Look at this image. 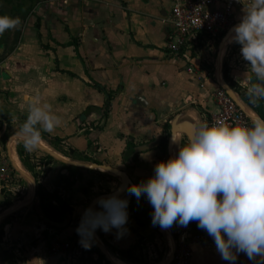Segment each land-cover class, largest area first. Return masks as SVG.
Instances as JSON below:
<instances>
[{"label":"crops","instance_id":"0c3cea01","mask_svg":"<svg viewBox=\"0 0 264 264\" xmlns=\"http://www.w3.org/2000/svg\"><path fill=\"white\" fill-rule=\"evenodd\" d=\"M38 3L17 33H12V48L0 63V170L8 157L5 135L25 120L34 97L48 103L60 117L61 125L52 133H45L61 140L59 149L47 142L67 156L65 159L115 168L125 165L133 171L138 160L145 164L154 162V155L161 150L158 147L162 130L170 128L177 115L182 118L186 113L196 114L199 126L203 115L216 112L215 92L219 84L215 72L213 75L209 70L216 71L217 63L222 72L226 64L230 76L246 90L253 84L251 73L234 69L235 43L228 46L223 57L219 48L211 44L183 48L178 53L170 49L169 44L177 41L175 29L168 21L171 0ZM248 5L244 1L235 6L239 22ZM5 41L0 39V45ZM107 96L112 99L108 114L102 118ZM144 144H153L154 148L131 159L134 148ZM55 159L52 157L51 169L42 185L50 192L58 189L61 194L69 176L62 173L60 163L65 162ZM126 173L131 179V173ZM1 183L0 179V229L4 231L0 264H69L65 252L55 253L51 246L55 241L74 240L77 227L73 222L81 220L89 205L73 210L72 222L66 229L37 226L32 220L14 222L6 211L20 201L6 205V186ZM173 228L178 241L192 250L190 264H264V259L249 260L243 252L235 262L226 261L209 235L195 238L189 225L173 224ZM97 236L113 252V248L133 247L143 233L138 230L126 246L118 245L112 231L104 232L103 239L98 232Z\"/></svg>","mask_w":264,"mask_h":264},{"label":"clouds","instance_id":"9594fccd","mask_svg":"<svg viewBox=\"0 0 264 264\" xmlns=\"http://www.w3.org/2000/svg\"><path fill=\"white\" fill-rule=\"evenodd\" d=\"M20 22L19 17L0 15V36ZM227 43L240 45V55L257 81L247 89L250 102L264 100V0H251ZM60 125L51 106L34 97L11 140L33 151L40 146L42 132L52 133ZM185 135H171L178 153L158 162L154 174L130 184L127 193L147 199L153 209L151 222L161 229L195 221L226 261L235 262L241 252L249 260L264 259V117L201 124L181 144ZM97 204L85 209L76 229L85 249L92 247L97 229H116L118 238L127 231L128 199L113 194Z\"/></svg>","mask_w":264,"mask_h":264},{"label":"rangeland","instance_id":"374dc122","mask_svg":"<svg viewBox=\"0 0 264 264\" xmlns=\"http://www.w3.org/2000/svg\"><path fill=\"white\" fill-rule=\"evenodd\" d=\"M230 45V44H229ZM240 45L235 44L233 47V54L234 59L233 66L235 70H238L240 72L244 73H251V82L255 83V77L254 74L251 72L250 67L248 66V62L244 61L240 55ZM225 50V54L227 52V49ZM210 68H212L210 66ZM209 72L214 75V70L210 69ZM223 73V72H222ZM222 79L224 78V75H221ZM242 91H245L246 89L241 86ZM237 96L241 100V102L249 109L253 106L251 103L247 102L239 92H237ZM186 110H182L181 112H185ZM180 112V113H181ZM256 113V111H255ZM196 118V114H193ZM256 115H258L256 113ZM198 120V119H197ZM169 130V131H168ZM15 133V131H9L5 135V141L4 144L7 145V143L11 140L12 135ZM162 137L166 138L168 141V138L170 137V128L167 129V127L162 130ZM187 139V136H184V139H182V143H184ZM14 141V139H13ZM16 141L17 144V151L20 148H23V145L21 142ZM19 154V153H18ZM24 154L25 159L29 161L31 165L34 167L35 174L30 171L23 163V165L27 168V170L30 173L29 179L24 177L18 170L15 169V167L12 164V161L8 155L6 157L7 163L4 165V168L0 170L1 173L5 176H0L1 182L6 186L3 190V195L6 198L17 199L16 202L21 201L25 198L27 190H28V180H32L33 182L36 181V179L39 180L41 184H43V181L45 182V177L49 173V170L51 169V163L53 160H51L50 157H48V154L45 152L44 149H42L40 146L33 150V151H27L24 148ZM67 157V156H66ZM64 155V158H66ZM171 155L169 156L168 150L166 152H163L160 150L157 154L154 155V162H150L149 164H145L143 162H136L135 166L133 167L134 170L130 171V168H127L125 165H119L117 168L130 172L132 176L131 179L134 183H139L142 180H146L149 177H151L154 174V167L155 165L162 161L167 160ZM69 158V157H68ZM79 158V156H78ZM82 160H86L87 157H81ZM21 159V158H20ZM70 159V158H69ZM56 160V159H55ZM87 162V161H84ZM102 162V161H101ZM58 163H60L58 161ZM88 163V162H87ZM93 161H89L88 164H93ZM61 169L63 170V175L68 174L69 178L67 180V183L63 186L66 188L61 189V198L64 200L66 205L71 206L73 210L81 205L88 207V205L91 204V202L103 195V194H109L117 190L119 187L120 182L117 181L111 174H109L106 171H102L100 169H87L85 167H76L72 164H62ZM36 175V176H35ZM1 183V184H2ZM121 198H126L129 201L128 204V211L131 210L133 205H136L137 203H141L142 205H146L151 207V205L148 203L147 199L145 197H141L139 200L136 199L135 196L129 195L127 191L123 193V195L120 196ZM15 203V202H14ZM12 203V204H14ZM40 207V199L39 197H34L32 204L29 206L12 212L11 216L8 215L10 221L18 222V221H31L35 222L37 226H46V224L39 218L37 214V209ZM99 205L96 206L98 208ZM152 208V207H151ZM130 215V212H128ZM81 220H77L73 222L75 227L79 226ZM133 225V226H132ZM127 228V231L124 233L123 236L117 237L116 233L117 230L113 229L112 233L118 240L119 246H126L130 245L132 243V237L135 236V233L137 234L138 230H141L143 233V238L139 241L138 249L136 250V257L142 262V264H158L160 261H162L165 257L167 247H169L168 241H167V233L162 231V229L158 225L151 224L146 229H140L136 224L134 220H128L127 224L125 226ZM132 231H135L133 233ZM169 232L171 235H173L174 243H179L177 234L175 233V229L173 226L169 228ZM77 234V231H76ZM78 235V234H77ZM97 236V232L95 233ZM176 238H175V237ZM98 237V236H97ZM75 239H79V236H76ZM95 242H93V245ZM105 247L109 248L107 243H103ZM3 247V246H2ZM3 249H1L2 252ZM10 257V255H9ZM16 258L22 259V256H14ZM98 257V254L96 255ZM12 260H10L11 262ZM16 262V261H15ZM14 262V264H15ZM12 264V263H10Z\"/></svg>","mask_w":264,"mask_h":264},{"label":"built area","instance_id":"2783aa9c","mask_svg":"<svg viewBox=\"0 0 264 264\" xmlns=\"http://www.w3.org/2000/svg\"><path fill=\"white\" fill-rule=\"evenodd\" d=\"M251 0H171L168 17L175 29L177 41L169 44L170 49L178 53L186 48H199L202 44H211L219 48L232 27L239 23L235 17V6ZM236 92V91H235ZM237 94V93H236ZM217 110L210 116H202L201 124L214 121L226 123H246L251 115L219 85L215 92ZM5 176V173L1 175ZM76 238V237H75ZM66 243L53 242L51 250L65 252L69 264H78L82 255L79 239ZM199 238V236H195ZM192 250L185 243H176L171 264H190Z\"/></svg>","mask_w":264,"mask_h":264},{"label":"trees","instance_id":"16d2710c","mask_svg":"<svg viewBox=\"0 0 264 264\" xmlns=\"http://www.w3.org/2000/svg\"><path fill=\"white\" fill-rule=\"evenodd\" d=\"M39 0H19L18 2V10L20 13V16H22L24 19L28 16V14L31 12V10L34 9L35 5L38 3ZM224 78L225 80L230 84V86L237 92L241 94V96L249 103L250 99L247 95V90L242 91L241 86L230 76L229 74V68L225 64L224 70H223ZM111 97L107 96L106 101L102 107L103 113L102 118L106 117L109 111V106L111 103ZM252 104V103H251ZM253 109L260 115L261 117H264V100L258 101L256 104H252ZM166 126H169L167 124ZM42 139L48 141L51 145L55 146L56 148H60V142L61 140L57 137H52L51 135L42 132ZM168 141L166 138H163L159 149H161L163 152H166L167 150ZM130 151L133 150L132 145L129 146ZM19 156L21 158L22 163L35 174V169L33 165L29 163L27 159H25L24 154V147L18 149ZM52 159L50 155H48ZM137 156L134 157L136 159ZM86 160H91L90 158H86ZM98 162V161H96ZM36 176V175H35ZM36 196L40 199V207L45 211L46 215L54 220V221H62L65 218L66 213H73V209L71 206L66 205L64 200L61 198L59 194V190L56 189L53 192L48 191L40 182L38 179H36ZM17 199L6 198L5 204L10 205L14 202H16ZM54 201L56 203H54ZM152 211L153 209L149 206L142 205L141 203H137L136 205H133L130 212V215L128 216V220H134L136 225L139 228L145 229L149 227L152 222ZM12 215V214H11ZM10 215V216H11ZM189 228L193 235L197 236H207V232L203 229H200L197 227V223L195 221L189 222ZM50 228V226H48ZM97 232L99 236L103 239L104 238V232L100 229H97ZM3 229H0V241L2 240L3 236ZM79 236V235H75ZM80 237V236H79ZM175 237V236H174ZM143 236L139 238L142 239ZM176 238V237H175ZM138 244H135L133 247H130L128 249H116L113 248L114 254L118 255L119 258L126 260L127 262H132L133 264L138 263L141 264L142 262L136 257V250L138 249ZM81 245V244H80ZM82 249V255L79 258L78 264H111L106 257L100 252L96 244L92 245L90 249H85L81 246ZM98 254V257L96 255Z\"/></svg>","mask_w":264,"mask_h":264},{"label":"water","instance_id":"95a60500","mask_svg":"<svg viewBox=\"0 0 264 264\" xmlns=\"http://www.w3.org/2000/svg\"><path fill=\"white\" fill-rule=\"evenodd\" d=\"M43 0H39L38 4H41ZM233 28V27H232ZM231 31V30H230ZM228 35V34H227ZM226 35V36H227ZM13 40L14 38L10 37L8 38L3 44L0 45V63L7 57V55L10 53V50L12 48V43H13ZM225 40V39H224ZM223 43V41H222ZM222 43L220 44L219 46V54H221V48H222ZM218 63H217V66H216V71H215V79L216 81L218 82V84L238 103V105L244 109L245 111H247L251 116H254L256 115L255 111H253L252 109H248L242 102L241 100L239 99V97L237 96L235 90L230 86V84L225 80V78H221L222 76V70L220 69V74H218ZM258 114V113H257ZM180 118H181V115H177L170 123V137L168 138V145H167V150H168V154L169 156L172 154V150H173V146L174 144L171 143V135L173 136H177V133L178 132H182L183 134H186L185 136H190L192 135V133L194 132L195 128L197 127L196 123H193V122H190V121H180ZM13 142V140H10L7 145H6V148H7V151H8V155L10 157V151H11V143ZM40 147L42 149L45 150V152L62 161V162H65V163H69V164H72V165H76L78 167H85L87 169H105L111 173H114L116 175H119L121 177V183L118 187V189L112 193H109V194H103L97 198H95L91 204L89 205V207H92V208H96V206L98 205L97 204V201L99 198L101 197H108V196H111L113 194H118L119 196L123 195V193H125L127 191V187L130 185V184H133L132 180L129 178L128 174L123 171V170H120L118 168H115V167H112L110 165H105V164H99V163H93V164H88V163H79V162H75V161H72V160H66L64 159L63 157H61L60 155H58L55 151L53 150H50V149H45L43 148L41 145ZM154 148V145L153 144H150V145H147V144H144V145H139V146H136L134 148V151L132 153V157L131 159L138 153H141V152H145L147 150H150ZM11 159V158H10ZM12 161V160H11ZM12 164L13 166L15 167L16 170H18L22 175H25L24 172H22L20 169L17 168V166L15 165V163L12 161ZM26 177V176H25ZM31 183L33 184V194H32V197L24 202L22 205H20L19 207H17L15 210L7 213L6 215L12 213V212H15V211H18V210H21L27 206H29L30 204H32L33 202V199L34 197H36V181L33 182L31 179H30ZM54 203H56L54 201ZM88 207V208H89ZM37 214L39 216V218L47 225V226H50L52 228H57V229H66L72 222V214L70 213H66L65 215V218L62 220V221H54L52 219H50L45 211L39 207L37 209ZM162 231L164 232H168L169 236L173 239V242H174V238H173V235L170 234L169 232V228L168 229H162ZM94 242L96 244V246L98 247V249L100 250V252L106 257V259L108 261H110L111 264H115L110 255H109V252H108V249L107 247L104 246L103 242H100L98 239H97V236L95 235L94 237ZM175 248H176V243H174V246H173V250L171 252V255L170 257L168 258V260L166 261V263L164 264H171L172 262V258H173V254H174V251H175Z\"/></svg>","mask_w":264,"mask_h":264},{"label":"bare ground","instance_id":"6f19581e","mask_svg":"<svg viewBox=\"0 0 264 264\" xmlns=\"http://www.w3.org/2000/svg\"><path fill=\"white\" fill-rule=\"evenodd\" d=\"M229 35H231V31L228 32V35L225 37V40H223L222 48H221V57H223L225 55V53H224L225 50L224 49H228L229 44L227 43V37ZM218 74H220V67H219V70H218ZM180 121H182V122L183 121H190V122L196 123L197 122V118L190 112L189 114L188 113L184 114L182 116V118L180 119ZM181 134H183V133L182 132H178L177 133V136H180ZM181 142H182V140H181ZM40 145L43 148H45V149H50V150L55 151L58 155H60L61 157L64 158V155L62 153H60L59 151H57L56 149H54L46 140L41 139ZM178 151H179V146L174 144L171 156H173L174 154H177ZM10 158L15 163V165L17 166V168L20 169L22 172H24L25 175H23V176L24 177L26 176V178L29 179L30 173L27 170V168L22 164V161H21L20 156H19L18 151H17V144H16V141L15 140L11 143ZM100 170L108 172L117 181H119L121 183V177L119 175H116L114 173H111V172H109V171H107V170H105L103 168H101ZM28 181H29L28 190H27V193H26L25 198L22 201L14 204L12 207H10L6 211V213H9V212L15 210L17 207H19L20 205H22L24 202L28 201L32 197V194H33V184L31 183L30 180H28ZM6 213H4V214H6ZM166 233H167V241H168L169 247H167L165 257H164V259L162 260V262L160 264L166 263V261L168 260V258L171 255V252L173 250V245H174L173 239L169 236L168 232H166ZM97 239L99 240L98 237H97ZM99 241L102 242L101 240H99ZM108 252H109V255H110L112 261L115 264H133V263H129V262H127V261L119 258L117 255H115L110 250Z\"/></svg>","mask_w":264,"mask_h":264},{"label":"flooded vegetation","instance_id":"af4514ba","mask_svg":"<svg viewBox=\"0 0 264 264\" xmlns=\"http://www.w3.org/2000/svg\"><path fill=\"white\" fill-rule=\"evenodd\" d=\"M18 2L19 0H0V15H8L11 17H19L20 18V24L16 26L15 28L6 31L2 36H0V39L7 40L11 37L12 33H17L18 29L20 28V25L24 21V18L20 16L19 10H18Z\"/></svg>","mask_w":264,"mask_h":264}]
</instances>
